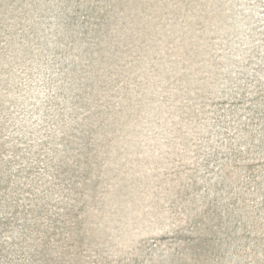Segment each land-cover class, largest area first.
<instances>
[{
  "label": "rangeland",
  "instance_id": "rangeland-1",
  "mask_svg": "<svg viewBox=\"0 0 264 264\" xmlns=\"http://www.w3.org/2000/svg\"><path fill=\"white\" fill-rule=\"evenodd\" d=\"M0 264H264V0H0Z\"/></svg>",
  "mask_w": 264,
  "mask_h": 264
}]
</instances>
